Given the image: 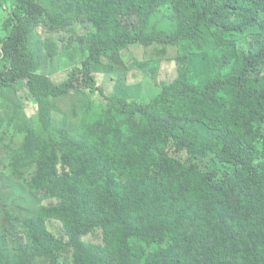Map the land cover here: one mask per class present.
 Masks as SVG:
<instances>
[{
  "label": "trees",
  "instance_id": "trees-1",
  "mask_svg": "<svg viewBox=\"0 0 264 264\" xmlns=\"http://www.w3.org/2000/svg\"><path fill=\"white\" fill-rule=\"evenodd\" d=\"M4 3L0 173L56 202L6 215L0 264H264V0ZM207 32L222 73L200 87ZM154 45L178 76L147 104L99 84L104 59ZM64 58L53 83L40 64Z\"/></svg>",
  "mask_w": 264,
  "mask_h": 264
},
{
  "label": "rangeland",
  "instance_id": "rangeland-1",
  "mask_svg": "<svg viewBox=\"0 0 264 264\" xmlns=\"http://www.w3.org/2000/svg\"><path fill=\"white\" fill-rule=\"evenodd\" d=\"M2 0L3 5L0 6V39L4 38L5 31L2 24L6 20L8 14V6ZM75 23H80L79 20ZM79 25L77 24L78 31ZM89 27V24L86 25ZM208 46L205 50L191 58L193 71L190 78L193 83L200 87L212 78L221 75L217 63L214 61V52L216 49L210 33L207 32ZM34 44V43H32ZM178 53L177 49L171 46L154 45L144 50L131 49L127 51L126 55L122 54L114 59H104L103 63L96 67V76L100 85L106 88L109 93H117L122 97H129L131 100L147 104L151 101L162 89L163 84H171L178 76V68L175 60H171ZM28 57L25 58V61ZM70 58H64L62 63L58 59H54L48 65L42 66L40 70L45 73L53 83L60 84L68 78V73L71 70L69 65ZM220 61V59H218ZM126 63L128 69H125ZM47 65V66H46ZM138 68V69H136ZM225 73H230L231 68L228 66L223 70ZM129 75V83H127V76ZM15 93L19 96L24 107L25 117L33 119L36 116L37 110L33 102L27 97L25 98L26 89L24 86H18L15 92L7 93L12 95ZM98 100L97 95H91ZM61 106L67 111L71 108L70 102L61 103ZM202 129V133L206 138H209L206 127L198 126ZM20 144V139L15 138L12 142L6 140L4 145H11L16 147ZM198 162V161H197ZM199 163L205 167L209 160H201ZM2 168V167H1ZM56 202L55 198L43 199L41 196L35 195L28 191H23L20 188V183L9 178L7 175L0 173V235L4 226H6L5 217L8 213L17 220L13 221V227L18 226L20 219L30 217L42 205H50ZM4 237L0 236V241Z\"/></svg>",
  "mask_w": 264,
  "mask_h": 264
}]
</instances>
